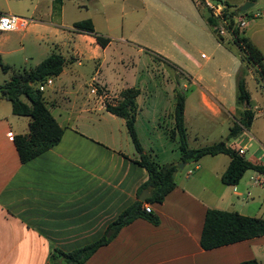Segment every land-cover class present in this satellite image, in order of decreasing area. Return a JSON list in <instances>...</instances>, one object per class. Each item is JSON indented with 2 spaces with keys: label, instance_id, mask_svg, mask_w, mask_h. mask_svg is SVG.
Instances as JSON below:
<instances>
[{
  "label": "crops",
  "instance_id": "crops-1",
  "mask_svg": "<svg viewBox=\"0 0 264 264\" xmlns=\"http://www.w3.org/2000/svg\"><path fill=\"white\" fill-rule=\"evenodd\" d=\"M191 1L198 11L194 16L196 29L209 48L199 60L184 47L159 53L134 33L110 35L98 30L93 19L96 32L110 39L105 46L92 34L78 31L73 26L75 21L68 31L63 30L56 45L65 46L68 57L60 53L63 69L43 92L63 134L57 144L26 162L20 160L13 137L28 131L30 118L14 114L11 102L0 92V264H50V249L70 251L85 246L100 238L125 208L140 201L143 209L149 203L147 198L139 199L144 189L150 191L141 189L148 172L138 163L140 153L125 118L106 109L107 103L120 99L121 90L130 87L139 90L135 97V129L141 152L160 164L175 165L176 185L161 203H150V213L157 217V223L148 216L135 218L98 247L84 264H240L252 258L264 264V235L210 249L201 247L208 208L263 218L264 209L257 201L246 199L250 191H245L240 180L236 184L221 180L229 155H205L184 162L177 139L168 134L174 128L178 92L184 96L183 117L190 147L217 142L207 137L205 122L221 121L224 128L226 124L231 128L234 124L230 119L242 116L243 107L236 102L240 52L232 36L223 37V42L218 40L207 22V9L197 0ZM138 2L143 6L134 5V9L145 10V16L160 5L154 0ZM252 2V6L257 4V0ZM51 7L50 16L55 10L53 2ZM0 13L14 14L10 9ZM260 15L258 20V14L252 13L246 30L239 31L264 54V6ZM51 27L50 21H32L21 41L27 33L55 31ZM34 38L42 36L35 34ZM5 44V40L0 41L1 56L9 53ZM83 65L90 66V71L78 68ZM250 73L253 71L247 70L246 75ZM253 79L258 87V76ZM183 80L191 81L195 90L187 93ZM91 84L96 86V93L91 92ZM246 87L251 110L258 106L262 113L254 114L248 128L225 138L224 142L236 151L247 147L242 143L244 137L251 146V139L257 138L252 125L264 116V101L252 94L247 82ZM252 151L245 158L264 164V147ZM181 163L183 166H179ZM188 164L194 171L189 173V168L182 175L181 170Z\"/></svg>",
  "mask_w": 264,
  "mask_h": 264
},
{
  "label": "trees",
  "instance_id": "trees-1",
  "mask_svg": "<svg viewBox=\"0 0 264 264\" xmlns=\"http://www.w3.org/2000/svg\"><path fill=\"white\" fill-rule=\"evenodd\" d=\"M53 8L57 9L62 0H52ZM255 1V0H250ZM226 7L230 4L225 0ZM208 11V10H207ZM239 7L228 16L230 27H234V15H238ZM211 27L215 24L209 12L206 16ZM73 26L81 32L92 34L96 41L105 46L109 37L97 33L91 18H85L73 23ZM215 32V30H214ZM219 41L224 38L216 32ZM232 43L237 46L242 61V66L236 75V102L243 107L239 124L230 128V135L235 136L244 127L248 128L253 120L254 113L250 107V93L246 87V72L254 70L258 77L264 76V54L258 46L241 33L238 28L232 29ZM64 58L60 53L52 52L34 67L29 69H13L11 76L0 85V92L11 102L12 111L16 115L29 116L28 131L13 137L19 158L26 162L39 155L59 142L63 134V128L55 119L43 97V91L38 89V84L49 77L57 76L63 69ZM0 67L7 71L10 65L0 60ZM139 90L134 87L120 91V99L116 103H107L106 109L116 115L125 118L126 125L135 145L140 153L138 163L146 168L148 178L141 189L149 188L151 196L145 201L149 203H161L167 193L175 187L173 164H160L148 154L142 153V148L135 129L136 104L135 97ZM184 96L177 93L174 107V128L168 133L172 139H177L181 159L185 161L198 160L205 155L225 153L230 161L221 175V180L227 184H236L248 169L264 173V164L254 163L236 150L220 140L212 144L190 147L187 143V133L184 125ZM140 189V190H141ZM140 201L125 208L106 228L104 234L97 240L85 246L70 251L60 249L49 250L50 264H84L98 247L108 243L115 237L118 230L133 221L135 218L148 216L157 223V217L141 208ZM264 235V218L261 216L244 215L235 210H222L208 208L205 214L203 228L200 235V245L203 249H210L236 241ZM240 264H260L254 258L241 261Z\"/></svg>",
  "mask_w": 264,
  "mask_h": 264
},
{
  "label": "rangeland",
  "instance_id": "rangeland-1",
  "mask_svg": "<svg viewBox=\"0 0 264 264\" xmlns=\"http://www.w3.org/2000/svg\"><path fill=\"white\" fill-rule=\"evenodd\" d=\"M154 1L160 4L158 9L154 12H148L145 16L147 13L145 10L134 9L136 7L134 5L143 6L138 0H62V4L50 16L52 0H0V12L10 9L16 15L31 18L33 22L50 21L51 28H55V31L52 29L47 32L38 30L36 31L37 33H27L23 42L21 39L24 29L17 32H0V41L4 42L5 40V49L9 51L8 54H2V56L0 54V57L3 63L11 66L6 72L0 69V84L9 78L12 68L29 69L52 52H59L68 57L66 47L56 45V42H59L57 37L63 30L68 31V27L71 26L72 22L85 18L93 19L98 30L108 32L110 35H129L134 33L151 46L152 50H156L159 53H166L172 50L173 47L177 49L184 47L197 60H199L201 53H209L208 44H206L196 29V17L194 16H197L196 12L198 11L191 0ZM226 1L230 4V6L226 7L230 13L236 11L240 5L246 2L243 0ZM263 6L264 0H257L256 5L251 6L246 11L239 10L238 15L243 17L244 21L248 23L253 19L252 13H257V19L261 20L260 11ZM201 11H203L201 13L202 16H205L203 8ZM244 28L242 31L246 30ZM35 34L41 35L42 38L35 39ZM78 68L88 71L91 69L90 66L84 65ZM256 76L254 70L253 73L246 75L247 86L253 95L264 101V97L258 88L259 86H256L255 79H253ZM181 83H185L188 87L187 93L196 88L189 80H183ZM220 122L204 123V130L208 131L207 135L209 136L207 137H210L209 140L216 139L220 141L222 139L224 141L226 137L230 138L231 135L228 130L230 126L227 127L226 124L224 128ZM230 122L231 124H239L236 118H231ZM222 129L223 135L220 136L219 132ZM252 130L256 132L257 138L251 139V146H248V138L244 137L242 139V143L247 146L245 157L250 156L253 152L252 150L256 147H264V116L258 117L254 121ZM230 142H232V139ZM189 168L191 172L194 171L192 164H188L181 170L182 175ZM255 176L264 180V173L249 169L243 174L239 183L245 188V191H250V195L246 199L250 200V202L253 200L257 201V204L264 209V183L262 185L254 183L252 178Z\"/></svg>",
  "mask_w": 264,
  "mask_h": 264
},
{
  "label": "built area",
  "instance_id": "built-area-1",
  "mask_svg": "<svg viewBox=\"0 0 264 264\" xmlns=\"http://www.w3.org/2000/svg\"><path fill=\"white\" fill-rule=\"evenodd\" d=\"M200 5H204V7L208 10L210 16L214 19L215 24L212 26V29L221 36H232V29L238 28V30L244 28L247 25V22L244 21V18L237 15L234 17L235 25L234 27H230V22L228 16L230 12L227 11L224 0H197ZM32 21L31 18L19 16L12 13H0V32L7 31H18L25 29L28 24ZM202 57L205 54H201ZM52 84V78H47L46 81L38 84V89L40 91H45L47 86ZM258 84L260 88V92L264 97V76L258 77ZM91 92L96 93L97 88L94 84H91ZM254 114H261L262 108L255 106L253 109ZM245 147H239L237 152L241 155L245 153ZM191 170H189L190 173ZM253 181L257 184L262 183L264 180L258 176L253 177ZM143 209L146 212H151V204L145 203L143 205Z\"/></svg>",
  "mask_w": 264,
  "mask_h": 264
},
{
  "label": "water",
  "instance_id": "water-1",
  "mask_svg": "<svg viewBox=\"0 0 264 264\" xmlns=\"http://www.w3.org/2000/svg\"><path fill=\"white\" fill-rule=\"evenodd\" d=\"M253 5V2L252 1H246L244 2L242 5L239 6V10L240 11H246L249 7H251ZM179 166H183V164H179ZM176 170V168H175ZM151 195V192L148 190V189H144L140 196H139V199L140 200H145L146 198H148L149 196Z\"/></svg>",
  "mask_w": 264,
  "mask_h": 264
}]
</instances>
